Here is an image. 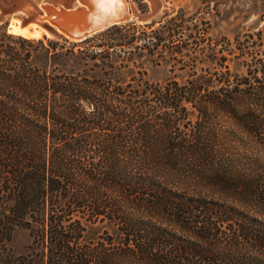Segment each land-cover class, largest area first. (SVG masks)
I'll return each instance as SVG.
<instances>
[{
  "label": "trees",
  "instance_id": "trees-1",
  "mask_svg": "<svg viewBox=\"0 0 264 264\" xmlns=\"http://www.w3.org/2000/svg\"><path fill=\"white\" fill-rule=\"evenodd\" d=\"M183 25L154 44L195 53L185 82L39 65L55 47L0 26V264H264V44L192 41ZM137 29L100 34L132 50ZM89 225L107 237L87 243ZM21 227L32 242L16 255Z\"/></svg>",
  "mask_w": 264,
  "mask_h": 264
},
{
  "label": "rangeland",
  "instance_id": "rangeland-1",
  "mask_svg": "<svg viewBox=\"0 0 264 264\" xmlns=\"http://www.w3.org/2000/svg\"><path fill=\"white\" fill-rule=\"evenodd\" d=\"M127 1L130 9L134 8L141 13L150 11L149 0ZM43 3L64 8L75 7L79 4L77 0H0V26L11 33L8 31V24L11 22L13 34H15L16 27L32 29V25L22 26L21 22L31 15L42 13L41 4ZM25 4L31 7H26L24 11L11 13L14 8L26 6ZM171 19L184 24V39L192 35V41L194 37H205L210 38L214 43L222 44L225 39L235 41L236 38L243 39L250 34L256 40L260 38L264 44V0H163L161 12L152 21L145 23L133 18L127 22H135L138 25L135 31L137 38L134 42L135 46H138L136 49L131 50L126 47L124 51H120L119 47H115L118 49L113 51L114 48L107 47V44L111 43L110 35L100 34L103 30L86 39L75 40L66 37L44 22L42 25L48 28V31L35 25L34 28L42 29V35L39 38L31 37V39L43 40L46 45L51 43L58 53L47 58L46 51L39 50L34 53V61L45 66L59 65L61 69L80 71L91 77L103 76V71L109 68V64L119 67L121 63H126L129 66L122 68L124 70L119 72V79L122 82L130 80L131 75H139L137 71L144 72V78L151 82H164L169 79L185 82L194 70L193 60L188 54L195 53L184 50V55H173V46L181 42L180 40L173 43L166 40L158 41V45L154 44L158 35L165 34L163 26ZM133 32L128 31L130 35H133ZM107 49L111 52L109 58L102 56L106 55ZM201 57L202 55H199L198 64L195 67L198 74L202 73L201 68L209 67L208 63L202 62ZM230 58L232 60L227 63L233 72L242 74L246 71L242 62L240 63L233 56ZM104 237H107L106 228L101 225H89L85 231L87 243H96ZM31 242L30 230L21 227L16 229L9 245L13 252L19 255L27 251Z\"/></svg>",
  "mask_w": 264,
  "mask_h": 264
},
{
  "label": "water",
  "instance_id": "water-1",
  "mask_svg": "<svg viewBox=\"0 0 264 264\" xmlns=\"http://www.w3.org/2000/svg\"><path fill=\"white\" fill-rule=\"evenodd\" d=\"M78 5L71 8L55 7L48 3L41 4L43 10L42 13L36 15H31L30 17L22 20V26L36 25L41 26L45 31H48V28H45L42 23L47 22L51 27L56 29L58 32L62 33L68 38L75 40L86 39L88 36L102 31L114 25H119L122 23H127L133 18H136L138 21L148 23L152 21L162 10L163 0H149L151 3L150 11L147 13H141L136 11L134 8L126 6L124 3L117 4L114 0H110L108 4L104 6L99 5L94 0H77ZM26 6H18L11 10V13H16L19 11H24L30 5L25 4ZM118 5V6H117ZM31 7V6H30ZM68 15V18L74 19L77 16L83 15L82 18L83 26L82 29L78 32H73L70 28H65L64 23H62L63 15ZM60 21H56L55 19ZM8 31L12 33L11 22L8 24ZM37 38V37H32Z\"/></svg>",
  "mask_w": 264,
  "mask_h": 264
},
{
  "label": "bare ground",
  "instance_id": "bare-ground-1",
  "mask_svg": "<svg viewBox=\"0 0 264 264\" xmlns=\"http://www.w3.org/2000/svg\"><path fill=\"white\" fill-rule=\"evenodd\" d=\"M94 1H96L101 6H104L105 4H108V2H110V0H94ZM114 1L117 4H121V3L123 4L124 3L127 7L129 6V3L127 0H114ZM55 7L58 9L57 6H55ZM63 17H67L65 19L63 18V20H62V23H64L65 28L68 27V28H70V30H72L75 33L82 29L81 28L83 26L82 18H84L83 15L77 16L74 19L68 18L69 16L65 15V14L63 15ZM59 19H61V18L56 17L55 20L60 21ZM32 26H33L32 29H28V27L24 28V29H20V28L16 27L14 29V32H15V34L22 35V36L27 37V38H31V37L39 38L42 35V29L41 28H34L35 25H32ZM38 27H40V26H38Z\"/></svg>",
  "mask_w": 264,
  "mask_h": 264
}]
</instances>
